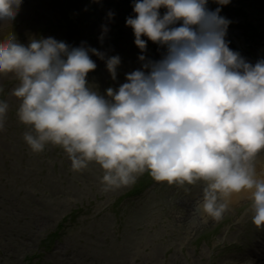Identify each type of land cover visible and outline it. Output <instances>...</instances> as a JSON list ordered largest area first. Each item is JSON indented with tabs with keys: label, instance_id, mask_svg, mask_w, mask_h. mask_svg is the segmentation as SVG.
Wrapping results in <instances>:
<instances>
[{
	"label": "clouds",
	"instance_id": "obj_1",
	"mask_svg": "<svg viewBox=\"0 0 264 264\" xmlns=\"http://www.w3.org/2000/svg\"><path fill=\"white\" fill-rule=\"evenodd\" d=\"M21 3L0 0V21L14 20ZM207 3L136 0L134 18H126L136 47L144 53L151 41L166 54L155 62L141 54V69L104 95L86 77L97 67L91 56L104 60L105 53L52 37L32 38L25 46L9 35L0 42V75L19 81L11 95L21 100L17 117L30 129L23 139L33 153L60 147L74 172L95 162L103 170V191L131 185L145 172L180 187L202 181L196 210L214 221L234 196L247 194L252 224L260 229L264 179L255 161L264 151V60L253 65L231 50L225 40L230 21ZM107 31L102 26L101 41ZM105 63L115 80L120 57ZM8 107L0 101V130Z\"/></svg>",
	"mask_w": 264,
	"mask_h": 264
},
{
	"label": "rangeland",
	"instance_id": "obj_2",
	"mask_svg": "<svg viewBox=\"0 0 264 264\" xmlns=\"http://www.w3.org/2000/svg\"><path fill=\"white\" fill-rule=\"evenodd\" d=\"M135 2L22 0L14 20L0 21V42L14 34L27 46L40 35L96 48L105 59L91 56L97 67L86 79L104 95L141 69V54L154 62L166 54V47L146 37H141L147 41L145 52L136 47L126 26V18L135 16ZM206 7H220L219 15L230 21L225 40L231 50L253 65L264 60V0H230L223 6L208 0ZM158 11L161 17L166 13ZM102 26L108 31L101 41ZM112 56L120 57L115 80L105 63ZM4 80L8 111L11 101L19 109L21 100L11 95L18 79L0 75V83ZM28 131L15 112L0 130V192L7 196L4 206L0 197V264H23L25 253L37 252L39 241L55 230L59 235L38 264H257L264 257V227L252 224L250 198L230 203L223 218L214 221L196 210L202 181L180 187L156 182L145 172L131 185L103 191L99 165L91 162L74 172L60 147L47 145L33 153L23 139Z\"/></svg>",
	"mask_w": 264,
	"mask_h": 264
},
{
	"label": "trees",
	"instance_id": "obj_3",
	"mask_svg": "<svg viewBox=\"0 0 264 264\" xmlns=\"http://www.w3.org/2000/svg\"><path fill=\"white\" fill-rule=\"evenodd\" d=\"M13 112L17 113V111L15 109L9 111V113H13ZM7 118L8 117H6V119ZM0 197H1L2 201H3V204L1 206H4V204H5L4 199L7 196H5L4 193L0 192ZM58 233H59V231L55 230V231L50 232L47 235H45L38 243V251L37 252H33V253L27 252V253H25V255L23 257V264H38L36 259L40 258L44 251L50 250V248L52 247L55 239L59 235Z\"/></svg>",
	"mask_w": 264,
	"mask_h": 264
},
{
	"label": "bare ground",
	"instance_id": "obj_4",
	"mask_svg": "<svg viewBox=\"0 0 264 264\" xmlns=\"http://www.w3.org/2000/svg\"><path fill=\"white\" fill-rule=\"evenodd\" d=\"M256 171L259 178L264 179V156H257L255 161ZM249 198L247 194H240L238 196H234L231 203L243 200ZM209 218V217H207ZM257 264H264V257H261L260 260H258Z\"/></svg>",
	"mask_w": 264,
	"mask_h": 264
}]
</instances>
